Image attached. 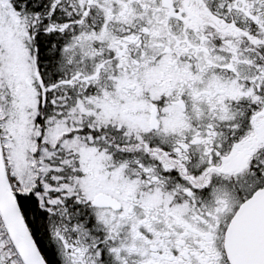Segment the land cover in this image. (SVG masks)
<instances>
[{"label":"snow or ice","instance_id":"6c2138e0","mask_svg":"<svg viewBox=\"0 0 264 264\" xmlns=\"http://www.w3.org/2000/svg\"><path fill=\"white\" fill-rule=\"evenodd\" d=\"M0 264H264V0H0Z\"/></svg>","mask_w":264,"mask_h":264}]
</instances>
